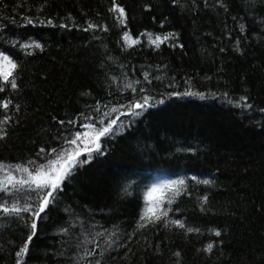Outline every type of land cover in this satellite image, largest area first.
Returning a JSON list of instances; mask_svg holds the SVG:
<instances>
[{"label": "trees", "instance_id": "16d2710c", "mask_svg": "<svg viewBox=\"0 0 264 264\" xmlns=\"http://www.w3.org/2000/svg\"><path fill=\"white\" fill-rule=\"evenodd\" d=\"M0 52L17 83L0 79V188L117 121L36 219L27 254L33 211L0 210V264H264V0H0ZM160 174L185 183L140 227ZM42 195L9 184L0 204Z\"/></svg>", "mask_w": 264, "mask_h": 264}, {"label": "snow or ice", "instance_id": "6c2138e0", "mask_svg": "<svg viewBox=\"0 0 264 264\" xmlns=\"http://www.w3.org/2000/svg\"><path fill=\"white\" fill-rule=\"evenodd\" d=\"M174 3L178 2V0H173ZM110 11L113 12H118L121 15H124V9L121 8L119 5H116L114 8L110 9ZM122 23L125 21L122 20ZM27 23H32L31 19L27 20ZM48 23H51L49 21ZM90 28L96 27L94 25H89ZM243 27V26H241ZM149 37H151V34H148ZM172 35V34H169ZM125 39L128 38V33L126 32L124 34ZM164 39H168V37H164ZM160 40V37H156L155 40L152 41L153 44H156L157 47H159V44L157 41ZM137 41H134V43ZM25 48L30 47V45L25 44ZM35 47L40 48V44H35ZM6 63L11 66L12 69H15L16 65L11 61V59L5 55L4 53L0 52V64ZM0 79L4 81L5 84L10 85L12 89L17 88V83L16 79L13 77L11 80H9V72H3L0 73ZM0 91H4V87L0 86ZM191 95L192 93H187ZM202 95V94H201ZM146 102V101H145ZM11 101H0V108L3 109H8L9 104ZM145 105L144 104H136L135 108H143ZM18 107V106H17ZM135 115H140L139 112H135ZM10 120V117L5 116L3 120H0V125L2 124H7ZM63 123V122H61ZM69 123H74V121H69ZM117 121L116 120H111L109 123L102 127L101 129H98L95 131L94 138L89 140L87 144H84L82 147L78 146L76 149L73 151L69 152L67 150H64L61 154H58L55 160L49 161L48 164V170L47 173L45 172L44 166H40L35 170V175H33V172H30L27 168H24L23 166L17 165L16 168L18 170H21L23 172H28V179H22L20 181H17L16 184H13L11 176H7L5 178V181L3 183V188H0V191H7L8 190V185L12 184L13 188H16V185H26L29 189H32L34 192H41L43 191V195L40 196L39 198V203L38 205L33 209L32 205H25L23 208H21L17 203H13L10 206L7 204V202L0 204V210H2L4 213L12 215L15 214L17 216L20 215L21 212H28V211H33V222L31 223V229L32 232L31 234L27 237V242L23 245V247L20 249L19 252L16 253L18 257H21L28 252V246L29 243L32 241L33 237L36 236V229H37V223L36 219H42L43 217L41 216V213H46V209L49 208L51 204H53L57 197L56 193H58L61 190V185L64 182L65 179H67L73 170L74 167H76L79 164L82 163H87V161H80L78 157H80L83 153H88L89 157L93 152L100 153L101 151V145H100V138L104 136H109L112 135L115 132L114 125H116ZM88 127L95 128L94 125H88ZM6 135V133H4ZM82 135H87V134H82V133H76V139H72L68 141L69 144L76 145L77 144V139H79ZM3 137L0 136V139ZM44 150L42 149L41 152ZM53 152H56V149H52ZM57 162H61L59 166L53 167V165H56ZM3 165H0V168H3ZM184 180H178V181H172L166 187H173L174 185L177 186H182L184 185ZM202 183L204 184H210V180H203ZM47 189V191H44ZM157 189L153 188L151 192H149V197L152 196L153 192H156ZM176 195H179V189L176 190L175 192ZM204 201H207V197L205 196ZM171 203V201H169ZM162 216H167V212H161L157 214L156 212H152L151 215L146 212L144 216L141 217V220L144 221L145 223H141L140 227H144L146 223H155L156 221L160 220ZM172 223L179 225L181 228H185V225L182 221L176 220L172 221ZM61 231L66 232L67 229H62ZM187 232H193V231H199V229H193V228H187ZM215 235L219 236L221 233L219 230H214ZM99 235H103V233H99ZM213 244H208L207 245V251H211L213 248ZM96 255L94 250H85L84 251V257L88 256H94ZM102 255V253H101ZM177 256L179 253L176 254ZM91 264V262H89ZM95 264H100V261L97 260Z\"/></svg>", "mask_w": 264, "mask_h": 264}, {"label": "rangeland", "instance_id": "374dc122", "mask_svg": "<svg viewBox=\"0 0 264 264\" xmlns=\"http://www.w3.org/2000/svg\"><path fill=\"white\" fill-rule=\"evenodd\" d=\"M8 66L9 65L6 63L0 64V69L6 70ZM80 133L87 134V135H82L79 139H77V144L80 147H82L84 144H87L89 140L94 138V135H95L93 133H90V131L87 129L84 131H81ZM60 163L61 162H57V164L53 165V167L59 166ZM47 170L48 168H45L46 173H47ZM178 180H180L179 176H169V175H163V174L155 176L151 185L149 186L147 190V194L145 198V212H148V214H151L152 212H154L157 206L160 204V201L163 198L164 192L167 190V188L169 189V187H166V185H168L172 181H178ZM175 186L176 185H174L173 187ZM173 187H171V189ZM153 188H156L157 191L153 192L152 196L149 197V192H151Z\"/></svg>", "mask_w": 264, "mask_h": 264}]
</instances>
